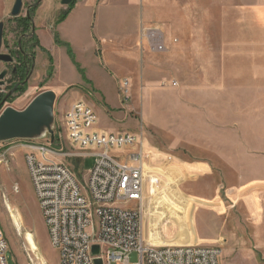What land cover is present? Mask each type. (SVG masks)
I'll return each instance as SVG.
<instances>
[{
  "label": "rangeland",
  "instance_id": "374dc122",
  "mask_svg": "<svg viewBox=\"0 0 264 264\" xmlns=\"http://www.w3.org/2000/svg\"><path fill=\"white\" fill-rule=\"evenodd\" d=\"M103 1L93 26L99 41L104 34L114 40L121 30L130 36L127 60L118 65L120 70L105 67L109 79L101 83L107 102L118 96L120 105L114 109L92 87L82 100L106 114L118 111L121 119L97 111V124L109 122L115 124L113 133L135 134L147 152L144 238L155 245L218 246L219 264H264V26L245 24L242 9L220 0H171L165 13L163 0L157 10L143 9L149 0ZM13 3L0 0V52L14 58L0 60V73L6 71L0 112L5 106L22 109L37 93L63 85L60 66L53 74L55 52L47 42L57 39L52 25L73 6L61 0H22L20 13L12 16ZM140 25L162 28L170 41L167 50L155 53L137 46ZM103 45L96 41L95 54L101 59L105 51L115 53ZM15 65L23 69L21 75L12 72ZM122 78L130 82L128 100L117 89ZM77 89L70 85L57 95L55 133L64 134L66 97ZM23 144L18 139L0 143V154L5 153L0 161V232L8 243V262L58 264ZM115 153L125 156L127 149ZM93 161L90 155L64 159L79 179ZM27 232L35 251L26 241Z\"/></svg>",
  "mask_w": 264,
  "mask_h": 264
},
{
  "label": "built area",
  "instance_id": "2783aa9c",
  "mask_svg": "<svg viewBox=\"0 0 264 264\" xmlns=\"http://www.w3.org/2000/svg\"><path fill=\"white\" fill-rule=\"evenodd\" d=\"M143 45L151 52H165L162 28L140 25L137 46ZM117 89L123 100L129 99L127 78L119 81ZM96 123L92 106L78 100L64 113V134L54 132L53 143L49 135L23 140L24 161L58 264H95L97 258L101 264H219L218 246L146 241L147 152L135 134L98 132ZM137 144L136 150H129ZM126 149L125 156L115 153ZM87 155L93 156V166L79 179L64 159ZM4 156L0 154V161ZM93 245L99 248L97 254L92 253ZM7 251V240L0 232V264H9Z\"/></svg>",
  "mask_w": 264,
  "mask_h": 264
},
{
  "label": "crops",
  "instance_id": "0c3cea01",
  "mask_svg": "<svg viewBox=\"0 0 264 264\" xmlns=\"http://www.w3.org/2000/svg\"><path fill=\"white\" fill-rule=\"evenodd\" d=\"M149 1H151L149 2L150 4H144L143 9L147 8L157 10L160 8V0ZM202 1L203 0H198V3H202ZM215 1L219 2V0ZM220 1L226 2V6H233L235 8L242 9L244 15L241 20L245 24L258 27L264 26V0ZM103 2V0H76L65 17L61 21L52 25L53 31L57 35V39L52 37V39H50L47 44L55 52L54 55L51 53L53 59L52 63L54 66L53 74L56 73L55 66L56 70L57 67L60 66V74L64 79L62 80V86H59L57 83H53L54 85L50 87V89L53 90L57 96L60 92L63 93L70 85L75 84L78 86L77 90L71 91L67 95L65 112L69 109L72 103L82 100L85 97L86 92H88V88L91 87L96 90V92L100 93L106 103L111 107H114V109L118 108L120 105L118 96L115 97V99L112 101V104L107 102L102 91L101 83L103 80L109 79L105 67L109 66L111 68L119 69L118 65L124 63L127 60V52H125V48L127 43L126 40H128L130 36L128 37V33L121 30L120 32L114 34V40L106 39L104 34L101 35V39L99 41L98 37L95 35L93 26L98 5L100 4V9ZM163 2L162 9L165 13L172 8L171 0H163ZM200 7L203 6L200 5ZM134 22L135 24L138 23L136 16H134ZM38 25L40 28L48 29L47 25L45 24L39 23ZM90 27H92L91 33L89 29ZM165 38L168 48L170 41L167 39L166 33ZM96 41H98L99 44L103 42L105 50L114 48L115 53L112 54L111 52L105 51L102 53L101 59L100 56L95 54ZM66 46L71 49L73 60L70 59L69 55L67 54ZM43 74L44 73L42 72L39 75L42 76ZM89 105L92 106V103ZM92 108L94 109L96 115L97 111H101L103 115H108L110 117L117 115L120 117L119 119H121V114L118 111L112 110V115H110L106 114L105 111L97 105L92 106ZM115 128V124H111L109 122H105L100 125L96 123L94 126V130L98 132H111Z\"/></svg>",
  "mask_w": 264,
  "mask_h": 264
},
{
  "label": "water",
  "instance_id": "95a60500",
  "mask_svg": "<svg viewBox=\"0 0 264 264\" xmlns=\"http://www.w3.org/2000/svg\"><path fill=\"white\" fill-rule=\"evenodd\" d=\"M72 0H61L62 5H69ZM22 0H14L10 14L17 16L20 13ZM4 23L0 21V48L2 43ZM0 60L12 62L10 54L0 52ZM6 71L0 73V85L4 84ZM56 93L43 90L37 93L22 109L5 106L0 112V142L10 140H36L49 135L50 142H54V106ZM4 102V101H3ZM98 246H92V253H98ZM95 264H101L100 259H95Z\"/></svg>",
  "mask_w": 264,
  "mask_h": 264
},
{
  "label": "bare ground",
  "instance_id": "6f19581e",
  "mask_svg": "<svg viewBox=\"0 0 264 264\" xmlns=\"http://www.w3.org/2000/svg\"><path fill=\"white\" fill-rule=\"evenodd\" d=\"M12 216H14V215H12ZM16 220H17V219H16ZM2 237L4 238L3 235H2ZM25 238H26V241H27V243H28V245H29V248H30L32 251H35V250L37 249V247H36V244H35V242H34V240H33V236H32V234H31L30 232H27ZM4 240H6V239L4 238Z\"/></svg>",
  "mask_w": 264,
  "mask_h": 264
},
{
  "label": "trees",
  "instance_id": "16d2710c",
  "mask_svg": "<svg viewBox=\"0 0 264 264\" xmlns=\"http://www.w3.org/2000/svg\"><path fill=\"white\" fill-rule=\"evenodd\" d=\"M70 4H71V5L73 4V0H72V2H71ZM70 4H69V5H70ZM70 8H71V7H70ZM69 10H70V9H69ZM69 10H67V12L63 15V17H62L59 21H61V20L65 17V15L68 13ZM22 20H23L24 22H27V21L29 20V17H25V18H23ZM22 70H23V69H21L20 72H19L20 75H21ZM18 88H19V87L17 86V87L15 88V91L18 90Z\"/></svg>",
  "mask_w": 264,
  "mask_h": 264
},
{
  "label": "flooded vegetation",
  "instance_id": "af4514ba",
  "mask_svg": "<svg viewBox=\"0 0 264 264\" xmlns=\"http://www.w3.org/2000/svg\"><path fill=\"white\" fill-rule=\"evenodd\" d=\"M11 56H12V55H11ZM12 58H13V56H12ZM13 59H14V58H13ZM20 70H21V67L15 65V66H13L12 72L15 73V74H17V73L20 72ZM18 82H20V81H18ZM15 88H16V86H14V89H13V90H15ZM9 95H10V94H9Z\"/></svg>",
  "mask_w": 264,
  "mask_h": 264
}]
</instances>
